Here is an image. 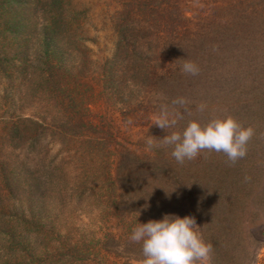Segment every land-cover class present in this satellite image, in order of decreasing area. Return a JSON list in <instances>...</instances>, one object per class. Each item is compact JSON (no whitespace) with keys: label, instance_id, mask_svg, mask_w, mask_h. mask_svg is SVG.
Instances as JSON below:
<instances>
[{"label":"rangeland","instance_id":"1","mask_svg":"<svg viewBox=\"0 0 264 264\" xmlns=\"http://www.w3.org/2000/svg\"><path fill=\"white\" fill-rule=\"evenodd\" d=\"M10 2L6 19H11L12 23H26L27 27L22 30L25 41L21 56H28L30 60L29 75L21 81L24 100L13 110L14 113L49 115L56 123L60 116H70L78 122L73 129L81 134L77 142L68 137L66 141L59 139L55 131L39 128V151L31 154L26 147L23 152L16 150V153L20 152L23 161L28 158L37 160L38 163L32 165L41 164L42 170L44 164L54 160L57 151L65 154L67 147L82 144L84 134L100 139L104 153L93 146L95 152L89 167L101 170L108 162L107 169L115 187L106 197L100 193L99 185L94 184L78 198L70 190L76 183L72 174L60 183H53L49 175L44 174L43 188L46 191L49 187L53 193L43 198L46 210L42 230L32 234L30 252L33 255L23 263L140 264L142 247L125 237V231L127 226L146 223L150 210L146 193L152 190L159 195H171L173 191L170 189L177 186L184 195L180 205L188 209V177L197 179L202 174L203 152L196 159L180 164L171 155L172 147L160 146L161 138L167 135V131L182 132L191 120L203 124L218 118L219 108L214 103L218 85L209 81L196 82L193 75L181 71L179 61L171 65L168 48L171 44L166 36L145 33H142L144 42L151 45L156 41L155 50L161 60L153 77L142 81V74H137L133 66L134 57H125L123 50L119 49V41L124 35L140 36L136 32L139 19H111L115 10L120 8L116 2L110 6L107 0ZM245 3L243 10L219 9L217 19H252L255 28L263 26L264 0H245ZM198 8L194 5L193 12ZM189 14L192 13L189 11ZM49 22L52 25L57 23L59 32L54 31V35L44 32ZM136 47L143 53L139 57L144 55L147 59L150 50L146 51L143 44ZM212 77H217L216 72ZM60 82L64 87L69 85L70 91L62 88L59 92L57 86ZM43 83L48 84L52 96L34 93L36 86ZM4 85L5 82L0 85V96ZM178 99L186 103L173 104ZM200 105L205 106L203 111L199 110ZM162 106H167L169 112L178 118L177 125L167 131L153 125V116ZM149 138L156 146L148 147L146 141ZM104 156L106 158L100 161ZM85 160L88 162L89 158ZM73 166L71 161L69 167L72 169ZM159 169L163 171V177L153 178ZM64 181L67 182L64 184ZM158 181H162L165 187L167 185L168 191L158 188ZM22 195L25 197V192ZM57 233L70 235L76 244H68L65 236L62 240L66 245L59 246V241L54 239ZM83 242L86 245H82ZM252 264H264V244L259 250L258 261Z\"/></svg>","mask_w":264,"mask_h":264},{"label":"trees","instance_id":"2","mask_svg":"<svg viewBox=\"0 0 264 264\" xmlns=\"http://www.w3.org/2000/svg\"><path fill=\"white\" fill-rule=\"evenodd\" d=\"M112 2L120 8L111 19H139L136 32L140 36L124 35L119 41V49L125 57H134L133 66L137 74H142V81L153 77L161 60L155 50L156 41L151 45L144 42L142 33L165 35L171 44L168 47L171 65L176 61L181 62V66L193 62L199 68L193 80L218 85L217 101L214 102L219 108L218 118L231 115L243 126L254 129L247 155L234 164L222 152L203 151L201 176L197 179L188 177V209L180 205L184 195L177 186L170 189L171 195H159L152 190L146 193L150 210L145 222L163 219L165 214L181 218L191 215L201 227L205 241L212 245V264L258 261L259 250L264 244V25L255 28L252 19H217L219 9L243 10L245 0H107V5ZM10 4V0H0V85L5 82L0 96V264H24L25 259L33 255L30 252L32 234L42 230L46 210L43 198L53 193L51 188L46 191L43 188L46 174L53 183L63 182L72 174L76 183L70 190L78 198L94 184L99 185L100 193L106 197L115 187L107 169L108 162L101 170L89 167L95 152L93 146L104 153L100 139L84 134L82 144L67 147L65 154L57 151L54 160L44 164L42 170L41 164L37 166L39 168L32 165L37 164V160L23 161L20 152L16 153V150L23 152L26 147L31 154L39 151V128L42 131L50 129L57 132L59 139L69 138L75 142L81 134L73 129L78 122L70 116L59 115L56 123L49 115L14 113L24 100L21 81L29 75L30 60L28 56H21L25 41L22 30L27 25L6 19ZM194 5L199 6L195 12ZM56 24L47 23L44 32L52 35L54 31L59 32ZM142 44L146 51L150 50L147 59L144 55L139 57L143 53L136 46ZM212 71L217 77H212ZM59 84V92L62 88H70L69 85L62 86V82ZM47 85L36 86L39 89L35 88L34 93L52 96ZM71 161L74 171L69 167ZM160 177H163V171L159 169L153 178ZM158 184V188L168 191L162 181ZM153 187L154 184L151 189ZM140 191L144 193L142 189ZM135 226H127L125 237H130ZM65 236L68 244H76L70 235ZM65 236L57 233L54 238L61 247L66 245L62 240ZM81 244L86 245L85 242Z\"/></svg>","mask_w":264,"mask_h":264},{"label":"clouds","instance_id":"3","mask_svg":"<svg viewBox=\"0 0 264 264\" xmlns=\"http://www.w3.org/2000/svg\"><path fill=\"white\" fill-rule=\"evenodd\" d=\"M181 71L190 75L199 73L198 66L186 62ZM183 99L174 100L173 104H185ZM204 105L199 106L203 111ZM178 118L172 115L167 106H162L153 116V125L162 130L174 128ZM254 136L251 126H243L231 115L210 119L206 124L191 120L183 131L168 132L161 138L160 146L172 147L171 155L183 164L191 161L203 151L224 153L231 163L247 155V145ZM149 148L154 140L146 141ZM195 217L181 218L174 214H165L163 219L149 220L133 227L130 241L141 244L143 259L140 264H212V245L207 243L200 231Z\"/></svg>","mask_w":264,"mask_h":264}]
</instances>
